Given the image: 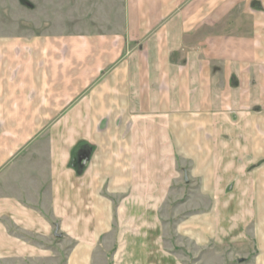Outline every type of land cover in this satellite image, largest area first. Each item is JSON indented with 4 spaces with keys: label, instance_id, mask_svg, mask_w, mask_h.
<instances>
[{
    "label": "crops",
    "instance_id": "crops-1",
    "mask_svg": "<svg viewBox=\"0 0 264 264\" xmlns=\"http://www.w3.org/2000/svg\"><path fill=\"white\" fill-rule=\"evenodd\" d=\"M111 15L0 35V264L44 256L57 230L65 263L34 264H94L116 203L118 218L180 203L182 239L264 264V0H118Z\"/></svg>",
    "mask_w": 264,
    "mask_h": 264
},
{
    "label": "rangeland",
    "instance_id": "rangeland-1",
    "mask_svg": "<svg viewBox=\"0 0 264 264\" xmlns=\"http://www.w3.org/2000/svg\"><path fill=\"white\" fill-rule=\"evenodd\" d=\"M117 1L0 0V35L33 36L90 32L100 28L102 22L113 19L111 11ZM181 206L183 205L180 203H167L157 205L152 210L149 207L148 210L147 205L126 204L123 214L118 218L117 210L120 204H114V230L101 236L93 263L140 264L136 251L139 252L149 239L157 253L150 260V264H237L232 253L227 250V245L211 244L200 247L197 243L184 240L178 235L179 226L184 219L174 217ZM192 212H196L195 208L189 212V217ZM178 215L182 216L181 213ZM135 217L145 219L139 220ZM9 230L16 238L20 237L13 227L10 226ZM21 238L28 239L31 243L36 240L28 236ZM46 239L47 243L43 242V248H47L44 256L26 258L17 263H57L56 252L60 256V263H65L67 247H62V240L59 241L56 237ZM33 244L38 248L42 247L39 243Z\"/></svg>",
    "mask_w": 264,
    "mask_h": 264
},
{
    "label": "water",
    "instance_id": "water-1",
    "mask_svg": "<svg viewBox=\"0 0 264 264\" xmlns=\"http://www.w3.org/2000/svg\"><path fill=\"white\" fill-rule=\"evenodd\" d=\"M55 236L61 238V235H59L58 230L55 232Z\"/></svg>",
    "mask_w": 264,
    "mask_h": 264
}]
</instances>
